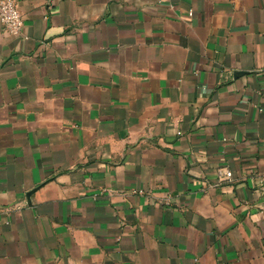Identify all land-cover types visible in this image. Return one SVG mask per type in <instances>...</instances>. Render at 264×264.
<instances>
[{
    "label": "crops",
    "instance_id": "1",
    "mask_svg": "<svg viewBox=\"0 0 264 264\" xmlns=\"http://www.w3.org/2000/svg\"><path fill=\"white\" fill-rule=\"evenodd\" d=\"M15 2L0 264H264V0Z\"/></svg>",
    "mask_w": 264,
    "mask_h": 264
},
{
    "label": "built area",
    "instance_id": "2",
    "mask_svg": "<svg viewBox=\"0 0 264 264\" xmlns=\"http://www.w3.org/2000/svg\"><path fill=\"white\" fill-rule=\"evenodd\" d=\"M0 23L3 30L9 34L18 35L21 33L23 18L15 0H0ZM218 175L221 179H229L231 172L229 170L218 169Z\"/></svg>",
    "mask_w": 264,
    "mask_h": 264
}]
</instances>
